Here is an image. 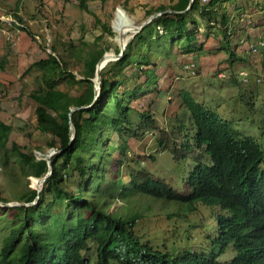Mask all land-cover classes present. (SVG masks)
<instances>
[{
  "label": "trees",
  "instance_id": "obj_1",
  "mask_svg": "<svg viewBox=\"0 0 264 264\" xmlns=\"http://www.w3.org/2000/svg\"><path fill=\"white\" fill-rule=\"evenodd\" d=\"M227 1L234 0H194L188 10L190 0H177L147 9L146 16L162 14L130 40L121 58L105 66L94 103L96 65L106 51L102 47L83 55L81 78L56 46L48 57L25 69L24 74L34 68L43 70V86L30 97L36 103L37 129L50 134L48 145L59 151L52 156L53 172L38 194L27 177L47 172L45 155L37 157L17 142L9 150L12 126L0 120L1 166L17 170L25 179L13 178L12 200L29 203L0 213V264H220V256L229 250L224 264H264V152L258 141L241 134L230 120L185 89L175 95L174 123L166 122L160 130L154 112L138 111L132 103L146 94L143 83L148 93L157 84L159 63L152 54L166 40L173 37L188 53L203 48L204 43H198L201 21L196 15L207 29L219 28L218 49L228 52V67L233 65L236 53L230 44L238 28L228 14ZM81 7L88 10L85 1ZM97 23L105 34L114 35L109 23L100 18ZM20 28L34 36L24 24ZM103 36H97L94 44ZM90 104L70 114L72 107ZM152 129L159 130L155 138L159 151L193 163L186 177L188 193L155 178L141 161L135 170L129 169V139H140ZM8 151L14 155L11 160ZM139 196L169 201L182 209L168 212L169 216L187 217L199 204L208 207L214 217L213 234L206 237L211 251L176 245V241L164 250L154 244L140 231L142 212L116 206ZM0 200L11 199L0 193Z\"/></svg>",
  "mask_w": 264,
  "mask_h": 264
},
{
  "label": "rangeland",
  "instance_id": "obj_2",
  "mask_svg": "<svg viewBox=\"0 0 264 264\" xmlns=\"http://www.w3.org/2000/svg\"><path fill=\"white\" fill-rule=\"evenodd\" d=\"M81 1L86 2L88 10L81 7ZM176 1L0 0V120L12 126L8 149H11L12 142H17L25 146L27 151H34L40 158L50 149L48 142L52 136L37 129L36 103L30 97L34 89L43 86V70L34 68L24 74L31 63L48 57L52 47L56 46L67 59L70 69L81 78L84 70L83 55L88 51L99 46L105 52H117L119 43L112 21L119 8H123L128 17L140 25L149 17L146 16L147 9H156ZM226 4L228 14L233 18L232 23L238 28H235L233 43L242 44L238 36L240 31L264 27V0H234ZM246 13L251 17L244 20L243 15ZM17 15L23 19L22 22L17 21ZM196 17L201 21L200 32L203 33L198 34V43H204L206 49L203 47L188 53L183 51V44L173 37L166 40L152 54L153 61L159 63L156 70L157 84L150 86L148 93V87L143 83L146 94L134 100L133 106L138 111L154 112L160 130L166 126V122L172 124L175 121V95L181 89L188 90L195 100L230 120L232 127L241 134L253 136L264 152V49L249 53L244 50L233 65L222 68L226 65L223 60L228 52L218 49L221 39L219 28L207 29L201 17ZM98 18L110 24L113 36L104 33L102 26L97 23ZM18 23L24 24L34 36L20 29ZM101 34H104L103 39L94 44L96 37ZM243 60H247L249 65ZM134 69L129 68L127 73L131 74ZM242 70L247 74L240 73ZM71 93L77 92L71 89ZM170 103L175 109L170 108ZM189 120L192 121L190 115ZM158 131L155 133L152 129L140 139H129V169L135 170L138 161H141L142 166L152 171L155 178L162 179L181 193H188L186 177L193 163L190 159L176 160L168 151H159L155 144ZM8 152L11 155L9 159H13L14 155ZM17 174V170L1 166L0 160V193L11 199L9 202L13 204L19 202L12 200L13 178ZM123 174L128 179L125 169ZM17 176H21L20 182L25 181L22 175ZM27 178L30 186L34 187L35 177ZM3 202L0 200V213L7 208ZM116 206L141 211L144 216L139 221L141 233H145L163 250L176 241V245L190 244L194 249L211 251L206 237L213 234L214 217L205 205H197L196 209L194 207V210L188 212L187 217L169 216L168 212L182 209L169 201L152 200L150 197L131 198L126 203L117 202ZM230 255L229 250L220 256V264H224Z\"/></svg>",
  "mask_w": 264,
  "mask_h": 264
},
{
  "label": "water",
  "instance_id": "obj_3",
  "mask_svg": "<svg viewBox=\"0 0 264 264\" xmlns=\"http://www.w3.org/2000/svg\"><path fill=\"white\" fill-rule=\"evenodd\" d=\"M193 2H194V0H190V4H189L187 9L192 7ZM169 11L172 12L173 10H169ZM161 14H162V12L153 13L142 24L137 25L136 28L133 30V33L131 34V37L129 38L127 43H125V44L120 43L119 44V52H111V55H108L109 54L108 52H104V54L101 56V58L99 59V61L97 62V65H96V76H95V79H94V82H95V86H94L95 98H94L93 103L95 102V100H97V98H98V96L100 94V90H101V72L105 68V66L110 61H114V60H117V59L121 58L123 56V54H124V51H125V49L127 47V44L130 42V40L138 32L142 31L148 24H150L154 20L155 17H157V16H159ZM92 104H90V105H82V106H74V107L71 108L70 114L73 111H75L76 109L88 108V107L92 106ZM70 123H71V127H70V129H71V140H73L74 139V127H73V124H72L71 120H70ZM58 151H59L58 148H50L48 150V152L46 153V155H45V159L48 162V170H47V172L44 175H42L41 177H38L39 181H38L37 185L34 186V188L38 191V194L41 192L44 182L49 178V176L53 172L52 156H53V154H55ZM38 197H39V195H37V198ZM37 198H36V201H37ZM33 203H35V201L31 202L30 204H33ZM28 204L29 203H24V202H20V203L18 202V203H15V204H13L11 202H3V206H6V207L28 205Z\"/></svg>",
  "mask_w": 264,
  "mask_h": 264
},
{
  "label": "crops",
  "instance_id": "obj_4",
  "mask_svg": "<svg viewBox=\"0 0 264 264\" xmlns=\"http://www.w3.org/2000/svg\"><path fill=\"white\" fill-rule=\"evenodd\" d=\"M243 16H244V20H246L247 17H251V15L247 13ZM10 25L12 26L13 24H10ZM17 25L20 28V24L18 23ZM242 31H240L238 34L240 38V42L242 41L241 42L242 44L239 45L238 42L233 43V40L231 41V44H230V48L236 53V56H235L236 59L239 58V56L242 54L244 50H246V53H249V52H258L259 48L264 49V46L261 45L262 41L264 40V27L247 28L246 30L244 29ZM203 47L204 49H206L205 45H203ZM254 48H257V51H254ZM228 58H229V54L227 53V55L224 57V60H223V61H226L224 62V64L226 65L224 67L221 66L222 68L228 67L229 65ZM247 60H243V61L247 62L249 65V62Z\"/></svg>",
  "mask_w": 264,
  "mask_h": 264
},
{
  "label": "bare ground",
  "instance_id": "obj_5",
  "mask_svg": "<svg viewBox=\"0 0 264 264\" xmlns=\"http://www.w3.org/2000/svg\"><path fill=\"white\" fill-rule=\"evenodd\" d=\"M112 25L114 30L117 33V42L120 43H127L133 30L136 28V24L132 21L129 17L127 12L123 8H119L118 11L115 13V17L112 21ZM122 35V36H121ZM108 55H111L109 53ZM35 185H37L39 178L35 177Z\"/></svg>",
  "mask_w": 264,
  "mask_h": 264
},
{
  "label": "built area",
  "instance_id": "obj_6",
  "mask_svg": "<svg viewBox=\"0 0 264 264\" xmlns=\"http://www.w3.org/2000/svg\"><path fill=\"white\" fill-rule=\"evenodd\" d=\"M204 1H206V0H203V2ZM261 45L262 46H264V40L262 41V43H261ZM257 49L256 48H254V51H256ZM240 73H243L244 75H246L247 74V72L246 71H241ZM221 74H223V73H221Z\"/></svg>",
  "mask_w": 264,
  "mask_h": 264
},
{
  "label": "clouds",
  "instance_id": "obj_7",
  "mask_svg": "<svg viewBox=\"0 0 264 264\" xmlns=\"http://www.w3.org/2000/svg\"><path fill=\"white\" fill-rule=\"evenodd\" d=\"M231 19L233 20V18H231ZM200 33H202V32H200ZM200 33H199V34H200ZM202 34H203V33H202ZM203 45H204V44H203ZM256 49H257V48H256ZM256 51H257V50H256ZM242 71H243V70H242ZM240 72H241V71H240ZM220 74H221V73H219V75H220ZM223 74H224V73H223Z\"/></svg>",
  "mask_w": 264,
  "mask_h": 264
}]
</instances>
